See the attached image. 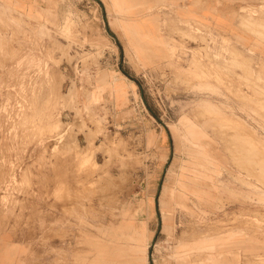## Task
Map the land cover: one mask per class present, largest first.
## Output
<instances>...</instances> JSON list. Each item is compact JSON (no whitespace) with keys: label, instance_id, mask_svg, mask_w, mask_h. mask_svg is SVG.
Wrapping results in <instances>:
<instances>
[{"label":"rangeland","instance_id":"1","mask_svg":"<svg viewBox=\"0 0 264 264\" xmlns=\"http://www.w3.org/2000/svg\"><path fill=\"white\" fill-rule=\"evenodd\" d=\"M119 1L0 0V236L38 264H264V0H126L150 70Z\"/></svg>","mask_w":264,"mask_h":264},{"label":"crops","instance_id":"2","mask_svg":"<svg viewBox=\"0 0 264 264\" xmlns=\"http://www.w3.org/2000/svg\"><path fill=\"white\" fill-rule=\"evenodd\" d=\"M129 2L131 4L126 2V0H120L118 2L120 6L118 10L124 9V13L117 14L119 16V23L122 26V29L116 37L118 52L122 53V63H127L128 67L134 69L132 61L135 63L138 61L142 66H146L147 69L150 70L151 67L149 64L153 61L152 55H156V53L159 52L157 41L160 35H158L156 29H153L154 26L150 24L152 18L135 17L134 14L132 15L129 13L132 9V5L133 7L137 5L132 4L131 1ZM129 15H131V17ZM208 18H210L215 25H224L220 22L221 16L219 14L216 18L215 16H208ZM120 92L123 96L127 93L125 92V87L122 88ZM138 95L140 99L142 95L145 96L144 94L141 95L140 91H138ZM154 135L155 145L158 144V146H162L166 144L165 139H163L160 133L157 134V136L156 133ZM173 146L171 141V147L174 148ZM0 264H38L37 253L34 252V249L31 251L27 240L23 238H19V240L14 239L10 234L5 233L3 236H0Z\"/></svg>","mask_w":264,"mask_h":264}]
</instances>
